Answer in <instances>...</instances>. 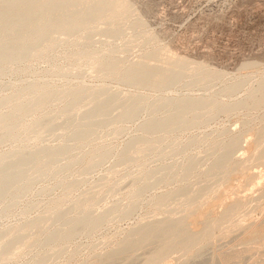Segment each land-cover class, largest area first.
I'll return each instance as SVG.
<instances>
[{
    "label": "bare ground",
    "instance_id": "obj_1",
    "mask_svg": "<svg viewBox=\"0 0 264 264\" xmlns=\"http://www.w3.org/2000/svg\"><path fill=\"white\" fill-rule=\"evenodd\" d=\"M134 10H133V7L131 6V3L129 2V0H0V78H1V76L5 77L9 73L11 74L14 66L18 67L22 64H27V66H29L28 64L31 62L29 60H31V59H35V60L40 59L41 60V58L44 57L50 50H52L54 47H56V45L58 44L59 36H62V35L66 36L67 38L65 37L64 39H66L68 41L71 37H74L75 38L74 40H73V38H71V41L73 40L74 42L72 41L70 43H73L77 46L82 47L80 49L78 48V50H76V51H72V53H70L71 57H76L78 59V61L80 60L81 62H85V64L90 63L89 65H91V68L95 69V71H98L100 73L99 75L104 77L105 79L107 78V80L113 79V80H116L118 82H121L122 84L125 83V85L128 84L129 86H132L135 88H145V89L147 88L148 90L154 89V90L159 91L161 89L165 90V88H169V87L171 88L172 86H177V85H181V84L184 87L191 88V87H194L196 85H199L202 81H210L215 77L218 78V73L210 71L211 69L210 70H208V68L206 69L205 65H203L204 63H193L188 59L182 58V56L176 57V56H174L175 54L174 55L173 54L167 55L166 51L164 52L162 48H158L159 46H157L156 49L151 50L150 52H146V54H143V56H141L140 60H138L136 62H132L133 60H131V63L130 62L127 63V59L125 57H123V58L126 59V61L122 57H118L117 56L118 54L115 55V53H116L115 50L110 49L107 52H103L102 48H101V50L100 49L99 50H93V49L89 50L88 49V47L92 43L93 33H94V35H96L95 33H98V32L101 33L102 32V34L104 33V34L108 35L110 38L111 37H118L119 38L123 34L124 29H125L126 25H128V23H131V26H132L131 29L134 28L136 30H140L141 28L146 27V26H143L144 24H146V22H142L141 16H139V17H141L140 18L141 20L135 19V21H133L134 20L133 19L132 21H130V17H132V15H134V12H136ZM134 17H132V18H134ZM103 26H104V28H103ZM100 27H102V28H100ZM134 29H132V30H134ZM144 35L146 36V32L144 33ZM148 36L150 37L149 34H148ZM93 37H95V36H93ZM105 37H107V36H105ZM138 37L142 38L143 36H138ZM120 38H122V37H120ZM128 39H130V38H128ZM94 40L99 41L97 39H94ZM102 40H103V38H102ZM144 40H146V39H144ZM153 40L154 39H152V41ZM156 40H158V39H156ZM62 41H64V40H62ZM62 41L60 40L59 44H61ZM107 41L108 40H106L104 42L109 44ZM126 41H127V39H126ZM113 42H114V40H113ZM66 43L67 42H65L64 44H66ZM101 43H103V42H101ZM96 44H97V42H96ZM105 44H104V46H105ZM62 46H63V44H62ZM71 47H73V46H70V47L68 46V48H71ZM100 47H101V45H100ZM166 49L167 48H165L164 50H166ZM107 50H108V48H107ZM119 55H121V54L119 53ZM61 56H60V58H62ZM48 57H50V56H48ZM68 59H72V58L69 57ZM46 60H47V58H46ZM50 60H51V58H50ZM71 61H73V60H71ZM154 62H156V63H154ZM55 63H57V61ZM77 64H79V63H77ZM83 64L84 63H82V65ZM32 65H33V63L29 67L31 68ZM60 65H62V64L60 63ZM253 65H255V63L251 64V66H253ZM64 66H67L66 63ZM21 67H23V66H21ZM29 67H25V68H23V70L26 68L28 70ZM243 67H244V65L242 66V68ZM15 68H14V71H15ZM58 68H59V65H58ZM245 69H247V68H245ZM14 71H13V73H15L17 71V68H16V71L15 72ZM22 71H18V72H22ZM24 71H26V70H24ZM45 72H47V71H45ZM35 74H36V72H35ZM79 74L81 75V73H79ZM31 75H33V74H31ZM61 75L64 76L65 74H61ZM71 75L72 74L70 72V76ZM83 75H84V73H83ZM76 76L77 75L73 74V76H71L70 78H73ZM4 77H2V78H4ZM50 77H52V75ZM57 77L59 79L60 76H57ZM240 78L241 77H239L238 79H240ZM58 79H56V81ZM244 80H246V79H244ZM33 81L34 80H32L31 83L26 84V85L24 83V85L23 86L21 85V87H19L18 90L16 89L17 91H15V92H14L15 89L14 90L12 89L13 93H11V94L9 93V95H7V96L0 97V145L2 143L8 142L10 140L11 141H14V140L20 141L19 139H22V138L24 139V137L28 136V135H30V137L32 136L31 139L39 141L41 136L44 133H48V134L51 133L50 135H52V134H56V132L58 130H62L61 132L63 133L64 137L67 136L69 139H71L73 142H75L74 144L76 146H80L86 141L87 142L91 141L89 139L91 137V135L94 134L99 129H101L104 125H110V124L113 125V124L118 123V122H121V123L124 121L128 122V120L135 119L138 116V114L143 110V106L145 104V103L144 104L142 103V101H144L143 99L145 98L143 95H141L142 92L140 94L135 93V92H130V93L127 92V94L124 93L125 95H122V94H119L118 91L117 92L116 91L113 92V90L110 91L109 89L105 88V86H103V87L99 86L98 88H95V89H91L92 86L90 88H83L84 87L83 83H82L83 84L82 87H77L78 86V84H77V86L75 85V88H69V89H65V90H63L64 89L63 88L62 91H57V89L56 88H55L56 90L53 89L47 83L46 80H45L46 83L43 82L44 80L42 82H40V81L38 82L36 80H35V82H33ZM50 82H51V80H50ZM68 82H69V80H68ZM243 83L244 82L239 81L235 84H230L228 87L226 86V88H224V89L222 88L223 90H221V91H222V93L233 95L242 88V86L244 85ZM53 84H55V83H53ZM256 84H255L256 85L255 87L251 88L248 91L245 98H242L238 101H235V102L229 103V104L222 102L221 100H219L218 98H215L214 96L213 97H202V96H200V97H190V96L168 97V95H167V97H163V96L161 98L157 97L158 99L153 102L155 104V106L152 104V106H154V109L153 108L151 109V112H152L151 118L146 120V122L141 126L143 134H141V136L137 135L138 137H135V138L129 140L127 142V144L125 145V147L123 146L124 149L122 148L123 151H122V153L120 152L121 156L118 159L119 163L125 164V165L131 164V163L134 164V162L138 161L141 158H143V162H144L145 156L148 155L149 153L151 155V153L158 147L157 145H160L164 140H166L167 135H169L171 133L173 135V132H176V131H183V130L193 128V127H197V126H201V125L203 126V124H206L207 122L212 120V118L214 116H216V114H219L221 112L229 114L230 112H233V111L238 110V109H240V110L241 109H247L248 111H249V109H254V110L255 109H257V110L262 109V107L264 106V78H262L259 82L257 81ZM6 86H7L6 88H8V86H10V84L6 85ZM13 86H15V85H13ZM18 86H17V88H18ZM62 87H64V86H62ZM58 88H60V86H58ZM60 90H61V88H60ZM3 91H5V90H3ZM135 91H137V90H135ZM6 93H8V92H6ZM214 95H217V93H215ZM227 96H229V95H227ZM61 99H63V100L69 99V100L66 103V105L65 106L63 105V107L58 111L57 119L61 120L60 123L57 122V119H55V118H49L50 116L48 118L46 117L43 119L42 118L38 119L39 118V117H37L38 113L41 114L40 111L42 109H43L42 111H44L43 113L46 114L44 108L47 109L48 106L50 108V105H52V103L54 104L55 101L61 100ZM145 101H146V99H145ZM5 105H8V106L10 105L9 111L7 110L8 112H2V108ZM52 107H54V106H52ZM83 108L85 110H82ZM150 108H151V106H150ZM4 109L5 108H3V110ZM52 109H54V108H52ZM50 111H52V110H50ZM115 111L118 112L116 115H114ZM162 111L164 112L165 115L162 113ZM160 113H162L163 115L162 114L160 115ZM49 115H50V113H49ZM52 115H56V113L55 114L53 113ZM24 116H27V118L24 119ZM263 119H264V114H263ZM207 125H208V123H207ZM87 126H90V128H86ZM228 130H229V128H228ZM113 131L115 132V130H113ZM117 132H119V131H117ZM122 132L123 131H121V133ZM229 132H230V130H229ZM97 133L99 134V131ZM226 133H228V132H226ZM61 134H57V136H56L57 139H58V135H61ZM110 134H111V132H110ZM159 134H161V135H159ZM232 134H233V137L231 136L230 139L227 136L229 139L228 141L226 140L227 142L222 143L223 141L221 140L220 143L217 142L218 144L210 147L211 151L207 154L206 157H209V159L212 158V163L210 164V166L208 167L207 170L202 172V174L200 176H203L205 179H209V180L216 179L222 174L226 175L227 177H229L230 174H233V176H232L233 179L240 178L241 181L243 178V184L246 188L249 189V186L254 185V187H255V184L257 185V187H255L254 190L258 194L256 195V198H254V200H257V201L264 203V173H263V170H264V125L255 131H252L250 129H241L240 131L232 132ZM94 136H92V140H93ZM97 136H99V135H97ZM110 136H112V135H109V138H110ZM116 136H117V134H116ZM50 137L52 138V136H50ZM168 138H169V136H168ZM213 139H214V137H213ZM196 140L193 141V143L196 142ZM65 141H67V140H65ZM210 141H212V140H210ZM214 141H215V139H214ZM106 142H108V141H106ZM165 142H167V141H165ZM193 143H191V144H193ZM23 144H24V142H23ZM90 144H91V142H90ZM52 145L51 146H43V147L38 146L35 148L31 147L33 145H31V146H22L21 145V147L20 148L18 147V149L16 148V150L12 149V151H7V152L5 151L2 154H0V204L7 202V205L5 206V208L2 207V210H8L9 211L10 208H12L14 205H17L18 203L17 204H15V203L18 200H20V198L23 195H25L26 193L31 191L30 188H33L32 183L34 182V180L36 181V178L38 180V177H40L39 179H41L42 176H47V175L51 174L54 171L55 166L57 165V162H59V159L61 157L69 155V154L71 155L70 158L67 157V159H69V161L66 159L68 161V163L65 165V167L63 166V168H65V170L69 169V172H70V169L74 168L72 166L78 165V164H80V166L82 165L81 166L82 168L78 165L79 170L81 168L82 171H89V170L95 168L96 166L98 168V164H100L102 161H104L110 155V152H109L110 150L109 151H103L100 153H96L93 150L95 153H92V152L90 153L89 151H91V150L89 148L88 152L90 154H88V153L85 154L86 153L85 152L84 153L85 155L83 154V156L80 155L81 157H75V156H77L76 155L77 153L74 156H72V154L70 153L72 148H74L73 146H69L67 144L64 146H58V145L52 146ZM185 145H187V144H185ZM190 145H188V146H190ZM211 145H212V143H211ZM34 146H35V144H34ZM92 146H90V147H92ZM80 147H81L80 148V150H81L82 146H80ZM83 147H84V145H83ZM159 147H161V145ZM107 148H110V147H107ZM77 149H79V148H77ZM111 150H114V149L111 148ZM183 150H184V148H183ZM84 151H86V150H84ZM160 151H161V149H160ZM178 151H179V149H178ZM98 152H99V150H98ZM161 152L163 154L164 150H162ZM185 152H186V150H185ZM72 153H74V152H72ZM238 153H240V154L237 156ZM146 157H148V156H146ZM232 159H233V162H232ZM207 161H209V160H207ZM104 162H106V161H104ZM119 163H117V164H119ZM197 163L198 162L195 158H189L187 160V162L184 163V165H182V163H181L182 167H180L179 170L182 173L181 174V180L183 182H185L186 178L191 173H192V178L195 176V175L193 176V172L196 171L197 169H199V168H197L198 167ZM145 164H146V162H145ZM204 165H206V163ZM78 166H75V167H78ZM201 166H203V165L201 164ZM114 167H116V166L114 165ZM139 167L141 168L142 166H139ZM255 167H262V170L253 172V169ZM59 168H61V167H59ZM123 168H125V167H123ZM127 168H128V166H127ZM174 168H175V164H173V165L170 164L169 166H166L164 168H160V170L158 169L155 171H150L147 174H145L144 178L143 177L141 178L142 183L140 182L141 180L139 181L137 178L138 182L141 183V184L139 183L140 185H138V183L135 182L137 180H134L132 184L129 183L132 181V180H130L128 182V185L126 183H124L125 186H129V184H130L132 187L131 190L128 189V191L129 190L131 191L130 195L132 198V202L130 204H128L127 206H125V204H124L125 207H121V205L117 204V205H114L111 209L105 210L106 212H103V213L101 212V214L95 216V214L93 215L91 213H88L87 210H89L88 206L91 205L96 200L97 197H96V195L85 196V197L79 198L78 201L74 204L75 211L78 213H81V215L83 214L81 217H76V218H74V217L69 218L68 217V218H66L67 213L62 212V210L57 211L55 213L53 212V214H49L48 210L51 209V208H49L47 210L48 215H45L46 212L44 214L42 212L41 215H43V216L39 215V217H37L38 216L37 215L36 218H32L31 220H28L29 218H27L26 220H28V221L24 222V224H22V225L20 224V226L13 227V228L10 226L11 228L8 227L9 228L8 230H0V264H1V262H8L9 259H11V258H12L11 260H14L13 259L14 256L19 251V249L23 246H27V247L34 246L35 247V245H40V246L42 245L43 247H45L47 245L54 244V247L50 251H48V252H46L40 256L38 254L39 257L37 259H35V261H33V259H32L33 264H48L47 261H49L48 256L50 255V253L57 254L58 256H59V254H62V252L64 253V251H65L64 250V246H65L64 243L65 242H67V244H68V242L70 240L75 239L76 236L78 237V235H81V234L82 235L83 234L84 235L89 234V236H91L90 233H92V234L95 233L93 231H95L97 228L99 230V227L104 225L109 220L111 215H113V214L117 215L120 218V220L122 218H124V220H125V217L127 218L129 215H131V214L133 215L135 213V211H137V208H139L138 207L139 206V204H138L139 198L143 194L146 195L145 192L147 190L149 192V189L155 188L154 186H156L158 188V186H159L158 184L171 181L172 176H170V174ZM200 168L202 169L203 167H200ZM72 171H73V169L71 170V172ZM117 171L118 170H116V172ZM130 171H133V170H130ZM134 171H136V170H134ZM140 171H142V170H140ZM61 172H62V170H61ZM63 172H65V171H63ZM74 172H76V170L73 171L72 173L74 174ZM200 172H198L197 175H199ZM121 173H122V171H121ZM136 173H139V172H136ZM59 174L61 175V173H59ZM143 174H144V172H143ZM177 174L178 173H176V175ZM114 175H116V174H114ZM122 175L124 176V174H122ZM135 175H138V174H135ZM174 175H175V173H174ZM197 175H196V177H197ZM62 176H63V173H62ZM105 176H108V174H106ZM64 177H66V176H64ZM133 177L136 178L137 176H133ZM190 177H191V175H190ZM53 178H57V177H53ZM198 178H200V177H198ZM45 179H46V177H45ZM61 179H62V177H61ZM110 179L111 178H109V180ZM41 180H43V179H41ZM51 180H52V178H51ZM202 180L200 183H202ZM228 180L230 181V177L228 178ZM47 181H48V177H47ZM55 181H57V180L55 179ZM102 181H103V179H102ZM196 181L198 182V180H196ZM62 182H63V179H62ZM62 182L60 181V183H61L60 187H63L62 189L64 190V193H63L64 195H62V197H60V198H57V200H55V201L53 200L55 205L52 202H50L51 204L56 206V208H59L60 204L66 200V196L68 195V193L73 188H76L77 185H79L77 180L73 181V182H69V181L68 182L65 181L63 183ZM106 182L108 183V181H106ZM173 182H174V180H173ZM178 182H179V180H178ZM189 182L191 183V181H189ZM121 183H122V181H121ZM121 183L119 186H121ZM209 183H210V181H209ZM101 185H102V183H101ZM103 185H102V187H103ZM108 187H110V186H108ZM122 187H123V184H122ZM192 187H195V186H192ZM40 189H42V188H40ZM116 189H117L116 192H118V187ZM114 190L112 189V191H114ZM40 191H43V190H40ZM46 191H48V186L44 190V192H46ZM52 191H54V190H52ZM119 191H121V188L119 189ZM195 191H197V190H195ZM49 192H47V194H50ZM251 192H253V190ZM105 193H107V192H105ZM198 193H200V192H198ZM116 194H118V193H116ZM173 194H179V195L186 196L185 208L183 207L184 212H185L184 216H181L180 218H174V216L172 217L171 213H169V215H167L166 217H164L162 219H160L161 216H159V219H154V220L150 219L152 221H149L146 223H143V222L140 223L139 222L138 225L135 226L133 229H131V231L127 235H124V238L120 242H118V244L115 246V248H113L112 251H110L104 255L101 254L100 256H98L96 258V261L93 264H115V262H117L116 264H118V263L122 264L121 259L124 260L123 262H126V264H135V263L139 264V261L136 260V257L138 254L137 251H139V250L144 251V253H143L144 256L141 255L144 258H142V261L140 262V264H157V263L167 259L168 256L173 251H176V250L184 251V255L186 257L191 256L195 252V249L198 246H200V249L199 250L197 249L199 252H201V250L206 251V249H204V244L206 242L210 241L213 238V236L215 235L216 226H218V222L222 218L229 216L232 208H233V218H234V210H238V213L242 212V210L246 207V205L248 203V201H247L248 198H245L246 196L245 197L239 196L237 198H233V201H231V200L228 201V199H225V198L217 199L216 200L217 206L223 207V210L220 211L219 208L217 207L218 211H216V209H215L210 215H204L203 211L201 210V207L198 206L197 198L195 196H191V195L187 194V187L183 185V186H179V188H177L176 190H171V191H168L165 193L162 192L161 194H158L156 197H153L154 198L152 200L153 205L156 206L157 210L162 211L165 207V203L171 199ZM27 195L28 194H26L25 197H27ZM252 195H254V194H252ZM119 196H121V194H119ZM248 197L250 198L249 195H248ZM251 198H252V196H251ZM129 199H128V201H129ZM147 200L150 201V199H147ZM34 203L36 204L38 202L35 201ZM121 203L122 202H120L119 204H121ZM140 203H142V202H140ZM28 205H26V207ZM62 205H63V203H62ZM166 205H167V203H166ZM0 206H3V205H0ZM30 207L32 209L34 206H30ZM30 207H29V211L31 210ZM35 207H36V205H35ZM91 207H94V205ZM263 207L264 206H262V208ZM23 209H22V211H24ZM55 211H56V209H55ZM95 212H96V210H95ZM243 212H245V211H243ZM28 213H30V212H27V213L25 212V214H28ZM50 213H52V212H50ZM154 213H156V212H154ZM173 213H174V211H173ZM246 214L248 216L250 215L249 213H246ZM77 215H79V214H77ZM77 215H75V216H77ZM155 215H153V218H155L154 217ZM247 215H245V217ZM51 221L62 222V226H60L59 229H57V230L55 229L48 234L46 233L47 235H46L45 239L42 240L43 237L41 235L44 231L45 224H47L48 222H51ZM110 221H112V220H110ZM240 221L241 220H239V223H241ZM57 222H55V223H57ZM235 223H236V221H235ZM239 223L236 225L234 223L233 224L237 228L239 227L242 231L241 232L242 234L240 233L241 239L239 238L240 240H243L241 243H243L244 241L247 243V241H248L247 245L250 244L251 246H253V248L255 246H258L264 250V248H263L264 247V237H260L261 234H259L260 233L259 228L260 227L262 228V225H264V218L261 220L259 219L258 221L254 220L253 222H250L249 224H247V226L244 222H242V223H244L245 226L242 225V223H241V225ZM0 229H1V227H0ZM261 230L263 231L264 229H261ZM262 235H264V233ZM121 237H123V236H121ZM110 241L108 239V242H110ZM115 242H117V240ZM211 242H210V244L208 243V245L211 246L212 245ZM246 243H244L246 250L240 251V252L233 251L234 248L232 250L229 248L230 251L226 250L224 252V250H223L222 252H219L218 251L219 248H218V250H216V251H218L217 256H216V254L214 255L217 257V258L215 257V259H218L219 264H239L242 260H244L242 258L244 255L246 256L245 253L249 252L250 248L252 251V247H250L249 245L248 246L250 248H246L247 247ZM105 244H106V241H105ZM252 244H254L255 246ZM85 246H87V244ZM95 246H97V244L96 245L94 244V248H95ZM105 246H107V244ZM105 246H103V247L105 248ZM66 247L67 246H65V248ZM205 247H206V245H205ZM107 248H109V247H107ZM260 248H259V251H260ZM22 249H24V248H22ZM256 249H258V248H255V250ZM73 250H74V248H73ZM80 250H77V251H80ZM242 250H243V248H242ZM75 251H76V248H75ZM75 251H74V253H76ZM81 251H80V253H81ZM236 251H237V249H236ZM27 252H29V251H27ZM37 252H39V251H37ZM94 252H96V251H94ZM181 252L177 251L176 253H181ZM262 252H260V253H262ZM39 253H41V252H39ZM103 253H104V251H103ZM213 253H214V250H213ZM78 254H79V252H78ZM203 254H205V253H202V255ZM211 254L212 253H210V255ZM36 255H35V257H37ZM195 255H197V254H195ZM248 255H249V253H248ZM182 256H183V254H182ZM199 256L201 258H203L205 255H203V257H202L199 254ZM92 257H94V256L92 255ZM210 257H212V256H210ZM210 257L208 258V260L210 259ZM52 258H54V257H52ZM70 258H69V263H70V260H72L74 258V256L72 259H70ZM191 258H189L190 261H191ZM194 258H195V256L192 259L194 260ZM57 259H58V257H57ZM64 259H65V257H64ZM198 259H200V258H198ZM198 259H197V262L199 263ZM211 259L213 260L214 258H211ZM11 260H10V262H11ZM59 260H60V258H59ZM66 260H67V258H66ZM118 260H120L121 262H118ZM208 260H207V263H208ZM261 260H263L262 261L263 263L262 262H259V263L264 264V259H261ZM73 261H74V259H73ZM136 261H138V262H136ZM201 262H204V261H201ZM255 262L257 264L258 261L255 260ZM183 263H185V261ZM211 263L209 262V264H211Z\"/></svg>",
    "mask_w": 264,
    "mask_h": 264
},
{
    "label": "rangeland",
    "instance_id": "obj_2",
    "mask_svg": "<svg viewBox=\"0 0 264 264\" xmlns=\"http://www.w3.org/2000/svg\"><path fill=\"white\" fill-rule=\"evenodd\" d=\"M129 2L131 3L133 10L135 9L134 11H136V12H134V15H132V17H134V16L135 17L134 18L130 17V21H132L133 19H134L133 21H135V19L137 20V19H140L142 17V22H146V24H144L143 26H146V27L142 26L143 28H141L140 30H136V29L132 28V29H134V30H132L131 29V27H132L131 23H128V25H126V27L124 29L123 34L120 36L122 38H120V37L119 38L118 37H111L110 38L108 35H106L104 33L102 34V32L101 33L100 32L95 33L96 35H94V33H93L92 43L88 47L89 50H92V49L93 50H99V49L101 50V48H102L103 52H107L110 49L115 50L116 51L115 55L118 54L117 55L118 57H122V58L125 57L127 59V63H129V62L131 63V60H133L132 62H136V61L141 59V56H143V54H146V52H150L151 50H154L157 48V46H159L158 48H162L164 52L166 51L167 55H172V54L174 55L175 54L174 56H176V57L182 56V58L188 59L193 63H204L203 65H205L206 69L208 68V70L211 69L210 71L218 73V78L215 77L210 81H202L199 85H196V86L191 87V88L184 87L182 84L177 85V86H172L171 88L170 87L165 88V90L161 89L159 91L154 90V89L148 90L147 88L146 89L145 88H135V87L129 86L128 84L125 85V83L122 84L121 82H118V81L113 80V79L107 80V78L105 79L104 77L100 76L99 75L100 73L98 71H95V69L91 68V65H89L90 63L85 64V62H81L80 60L78 61V59L76 57H71L70 53H72V51H76V50H78V48L80 49L82 47L77 46L73 43H70L75 39L74 37H71V38H73L72 41H71V38L69 37L70 39L68 38L69 39V41H68V40L64 39L66 36H63V35L59 36L58 44L56 45V47H54L52 50H50L44 57L41 58V60L40 59L29 60V61H31L30 62L31 64L33 63L31 68L29 67L31 65L30 63L28 64L29 66H27V64H22V65L18 66L20 69L22 68L21 70L17 66H14V68L15 67L17 68V71L15 68L16 72L14 71V68H13L11 74L9 73L5 77L1 76V78H0V97H4V96L9 95V93L10 94L13 93L14 89H15L14 92L17 91L19 89V87H21V85L22 86L24 85V83L26 85V84L31 83L32 80H34L33 82H35V80L38 82L39 81L42 82L44 80L43 81L44 83H46V81H47V83L53 89L56 88L57 91H62L63 88H64L63 90L69 89V88H75V85L77 86V84H78L77 87H82V85L84 84L83 88H90L92 86L91 89H95V88H98L99 86L100 87L105 86V88L109 89L110 91H112V90H113V92L118 91V93L122 94V95L127 94V92L128 93L135 92V93H139V94L142 92L141 95H143L145 97L143 99L144 101H142V103L143 104L145 103V104L143 106V110L138 114V116L135 119L128 120V122L127 121H124L122 123L118 122V123H115L113 125L112 124L104 125L101 129L98 130L99 134L97 133L98 131H96L95 132L96 134L94 133L91 135V137L89 138L91 141H88V142L86 141L87 143L84 142L82 145H80V146H82L81 150H80V148H81L80 146H76L74 144L75 142H73L67 136H65V137L63 136V133L61 132L62 130H58L56 132V134H52V135H50L51 133H49V134L44 133L42 135L43 137L41 136L39 141L31 139L32 136L30 137V135H28L29 137L23 136L24 139L23 138L19 139L20 141H17V140L11 141L10 140L8 142L2 143L0 145V154H2L5 151L6 152L12 151V149L16 150V148L17 149H18V147L20 148L21 145L22 146L33 145L31 147L35 148L38 146L39 147L51 146L52 144L54 146H57V145L58 146H64L67 144V145L73 146L75 148V149L72 148V150L70 152L72 154V156H74L77 153L76 154L77 156H75V157H81V156H83V154L85 152H86L85 154H87V153L90 154L91 152L92 153H95V152L100 153V152L109 151V150H110L109 151L110 155L104 160L106 162L102 161L103 163L101 162L100 164H98V168L96 166L95 168H93L89 171H82V169H81L82 165L80 166V164H78L81 167L80 170H79L78 165L72 166V167H74V168L71 167L73 169V171L76 170V172H74V174L72 173L73 171L71 172L72 169H70V172H69V169L65 170V168H63V166L65 167V165L69 161V159H67V157L70 158L71 155L69 154V155L61 157L60 158L61 160L59 159V162H57V165L55 166L56 170L54 169V171L47 176H42L41 179H43V180L39 179L40 177H38V180L36 178V181L34 180V182L32 183L33 188H30L31 191L26 193V194H28L27 197H25L26 194L23 195L20 198V200H18L15 203V204L18 203L17 205H14L8 211V210H2V207L5 208V206L7 205V202L0 204V205H3V206H0V227H1L0 230H8L11 227L13 228V227L20 226V224L22 225V224H24V222L31 220L32 218H36L37 215H38L37 217H39V215L43 216V215H41L42 212H43V214L46 212L45 215H48L47 210L49 208H51V209H49L50 211L48 210L49 214H53V212L55 213L57 211L62 210V212L67 213L66 218H68V217L69 218L81 217L83 214L81 215V213H78L75 211L74 204L78 201L79 198H82L85 196L96 195V197H97L96 200L91 205H89L90 207L88 206L89 210H87L88 213H91L93 215L95 214V216L101 214V212L102 213L106 212L105 210H109L114 205H117V204L121 205V207H125L132 202V198L130 195V192H131L130 190L132 189V187L130 184H132L134 180H137V178H138V180L139 181L141 180L140 182L142 183L141 178L142 177L144 178L145 174H147L148 172L155 171L158 169L160 170V168H164L166 166H169L170 164H172V165L175 164V168H174L175 170L173 169V171L170 174V176L173 177V178L171 177L172 180L168 181V182H164L165 184L161 183L162 185L158 184L159 185V186L157 185L158 188L156 186H154L155 188L149 189V192L147 190L145 192L146 195L143 194L139 198V200H138V204H139L138 207L139 208H137V211H135V213L133 215L131 214L127 218L125 217V220H124V218H122L120 220V218L115 214L111 215L112 217L110 216L109 220L104 225L99 227V230L97 228L95 231H93V232H95V233H93L94 235L92 233H90L91 236H89V234L88 235L86 234L87 236L84 234L83 235L81 234V235H78V237L76 236L75 239L70 240L68 242V244H67V242H65L66 244L64 243V245L67 246L66 247L67 249L64 246L65 251H64V253L62 252V254H59L60 257L57 254L50 253V255L48 256L49 261H47V263L48 264H84V263L85 264H93L96 261V258L98 256H100L101 254L104 255V254L112 251L113 248H115V246L118 244V242H120L124 238V235H127L131 231V229H133L135 226L138 225L139 222L140 223H142V222L146 223V222L152 221L154 219H159V216H161L160 219H162V218L166 217L167 215H169V213H171V216L172 217L174 216V218H180L181 216H184V214H185L184 208H185V202H186V196H184V195L173 194L171 199L166 202L167 205L165 203V207L162 211L157 210L156 206L153 205V202H152V200L154 199L153 197H156L158 194H161L162 192L165 193V192H168L171 190H176L177 188H179V186L184 185L187 187V194H189L191 196H195L197 198L198 206L201 207V210L203 211L204 215H210L215 209H216V211H218L217 207L219 208L220 211L223 210V207L217 206V204H216L217 199L225 198V199H228V201L229 200L233 201V198H237L239 196L240 197L246 196L245 198H248L247 201H248V203L249 202L250 203L249 204L247 203V205L245 207L246 209L244 208L242 210V212L238 213V210H234V218H233V208H232L230 211V215L225 217V218H222L218 222V226H216L215 235L213 236V238L210 241L206 242L207 244L206 243L204 244V249H206V251L201 250V252H199L198 250L200 249V246H198L195 249V252L191 256L186 257L184 255V251L181 250L182 251L181 252L180 250H176V251H173L168 256L167 259H165V260H163L157 264H185L186 262H187L186 264H202V263L203 264H209V262L211 263L212 261L213 262L211 264H219L218 259H215L218 251L222 252L224 250V252H225L226 250L230 251V249L232 250L233 248L235 249V250L233 249V251H235V252H240V251L246 250L245 245H244V243H246V242L244 241L243 243H241L243 240H240L241 239L240 235L242 234L241 233L242 231L239 227L237 228L235 225L239 223V220H241L240 221L241 223L244 222L247 226V224H249L250 222H253L254 220L258 221L259 219L260 220L263 219L264 218V207L262 208V206H264V203L257 201V200H254V198H256V195L258 194L254 190L255 187H257V185L255 184V187H254V185L249 186V189H248L243 184V178H242V181L240 178L233 179V177H232L233 174H230L229 175L230 181H229L228 180L229 177L222 174L216 179H211L212 180L211 181L209 179H205L203 176H200V175L202 174V172L207 170L208 167L210 166V164L212 163V158L209 159V157H206L207 154L211 151L210 150L211 146H214V145L220 143L221 140L223 141L222 143L227 142L231 138V136L233 137L232 132H234V131L235 132L240 131L241 129H250L252 131H255L264 125V119H263L264 106L262 107V109H259V110L249 109V111H248L247 109H241V110L238 109V110H235L233 112H230L229 114L221 112L219 114H216V116H214L212 118V120L207 122L208 125L206 123V124H203V126L201 125V126L189 128V129H186L183 131L173 132V135H172V133L167 135L166 140H164L160 144L161 147H159L160 145H157L159 148L157 147L151 153V155H150V153L148 155H146L148 157L145 156L144 162H143V158H141L138 161L134 162V164L131 163V164L125 165V164H120L118 159L120 158L121 153H122L125 145L127 144V142L129 140H131L135 137L141 136V134H143L141 126L146 122V120L151 118V115H152L151 109L152 108L154 109V106H155V104L153 102L155 100H157L158 98H161L162 96L167 97V95H168V97H176V96L213 97L214 96L215 98H218L222 102L229 104V103H233L235 101H238L242 98H245L248 91L257 85L256 84L257 81L259 82L262 78H264V0H129ZM139 16H141V17H139ZM100 28H102V27H100ZM103 28H104V26H103ZM145 32H146V36L144 35ZM148 34L150 35V37L148 36ZM93 36H95V37H93ZM105 36H107V37H105ZM138 36H143V37L141 38ZM93 38L97 39L99 41H96ZM102 38H103V40H102ZM125 38L127 39V41ZM128 38H130V39H128ZM144 39H146V40H144ZM152 39H154V40L152 41ZM156 39H158V40H156ZM60 40L61 41L64 40V41H62L63 43L61 42V44H59ZM106 40H108L107 42L111 46L109 44H107L106 42H104ZM113 40H114V42H113ZM65 42H67V43L64 44ZM96 42H97V44H96ZM101 42H103V43H101ZM62 44H63V46H62ZM104 44H105V46H104ZM100 45H101V47H100ZM68 46L69 47L73 46V47L68 48ZM107 48H108V50H107ZM165 48H167V49L164 50ZM119 53L121 55H119ZM59 55L60 56L62 55L61 57L63 59L60 58ZM48 56H50V57H48ZM69 57L72 59H68ZM46 58H47V60H46ZM50 58H51V60H50ZM126 59H124V60L126 61ZM55 60L57 61V63H55L56 62ZM71 60H73V61H71ZM60 63L62 65H60ZM65 63L67 66H64ZM77 63H79V64H77ZM82 63H84V64L82 65ZM154 63H156V62H154ZM250 63L251 64L255 63V65L251 66ZM58 65H59V68H58ZM243 65H244V67L242 68ZM21 66H23V67H21ZM25 67H29L28 70L26 68V69H24L26 71H24L23 68H25ZM245 68H247V69H245ZM13 71L15 73H13ZM18 71H22L23 73L18 72ZM45 71H47V72H45ZM35 72H36V74H35ZM70 72L72 74L71 76H73V74L77 75V76L70 78L71 77ZM79 73H81V75ZM83 73H84V75H83ZM31 74H33V75H31ZM61 74H65V75L62 76ZM51 75L53 78L50 77ZM57 76H60L59 79ZM2 77H4V78H2ZM239 77H241V78L238 79ZM243 78L246 80H244ZM56 79H58V80L56 81ZM50 80H51V82H50ZM68 80H69V82H68ZM239 81L244 82L243 83L244 85L235 94L232 93L233 95H230V94L222 93L221 90L226 88V86L228 87L230 84H235ZM53 83H55V84H53ZM9 84H10V86H8V88H6L7 87L6 85H9ZM13 85H15V86H13ZM16 85L17 86L19 85L18 88ZM58 86H60L61 90H60V88H58ZM62 86H64V87H62ZM3 90H5V91H3ZM135 90H137L138 92ZM6 92H8V93H6ZM215 93H217V95H214ZM227 95H229L230 97ZM145 99H146V101H145ZM66 100L67 99H65V100L61 99V100L55 101L54 104L52 103V105H50L51 109L49 108V106L47 107V109L44 108L46 114L43 113L44 111H42L43 110L42 109L40 111L41 114L38 113V116H37V117H39L38 119H41V118L43 119L46 117L48 118L49 116H50L49 118L57 119L58 111L63 107V105L64 106L66 105V103L68 102L69 99L67 101ZM152 104L154 106H152ZM5 106L3 107V108H5L4 110L2 108V112H8L9 111L10 105L9 106L5 105ZM52 106H54V107H52ZM150 106H151V108H150ZM52 108H54V109H52ZM48 110L49 111L52 110V111L49 112ZM82 110H85V109L83 108ZM49 113H50V115H49ZM53 113L54 114L56 113V115H52ZM117 113L118 112L115 111L114 115H116ZM162 113L164 114L163 111H162ZM162 113H160V115ZM26 118H27V116H24V119H26ZM59 120L60 119H57V122L60 123L61 120L60 121ZM86 128H90V126H87ZM228 128H229L230 132H229ZM113 130H115V132ZM117 131H119L120 133H121V131H123L124 133L122 132L120 134ZM103 132L104 133L106 132L107 134L106 133L104 134ZM110 132H111V134H110ZM226 132H228V133H226ZM57 134H61V135H58L59 140L56 137ZM116 134H117V136H116ZM97 135H99V136H97ZM109 135H112V136H110V138H109ZM159 135H161V134H159ZM50 136H52V138ZM92 136H94L93 140H92ZM168 136H169V138H168ZM227 136L229 137V139ZM213 137H214L215 141H214ZM65 140H67V141H65ZM105 140L108 142H106ZM195 140H196V142L197 141L198 142L197 143L194 142L195 143L194 144L193 141H195ZM210 140H212V141H210ZM165 141H167V142H165ZM23 142H24V144H23ZM90 142H91V144H90ZM210 142L212 143V145ZM191 143H193V144H191ZM34 144H35V146H34ZM185 144H187V145H185ZM83 145L86 149L83 147ZM188 145H190V146H188ZM90 146H92V147H90ZM107 147H110V148H107ZM77 148H79V149H77ZM89 148L91 150V151H89L90 153L88 152ZM111 148H113L114 150H111ZM183 148H184V150H183ZM160 149H161V151L164 150L163 154L160 151ZM178 149H179V151L180 150L181 151L179 152ZM84 150H86V151H84ZM98 150H99V152H98ZM185 150H186V152H185ZM72 152H74V153H72ZM239 154L240 153H238L237 156ZM189 158H195L197 160V162H198L197 166L198 167L197 166L196 167L199 169L196 170L197 172L196 171L193 172V176L195 175L193 178H192V173H191L190 174L191 177L189 175L187 177L188 179L186 178V180L188 182L185 180V182H186L185 183L181 180V174L182 173L179 169H180V167H182L181 163H182V165H184V163L187 162V160ZM206 159L209 161H207ZM145 162H146V164L147 163L148 164L146 165ZM232 162H233V159H232ZM117 163H119V164H117ZM200 163L203 166H201ZM203 163L204 164L206 163V165H204ZM114 165L116 167H114ZM58 166L61 168H59ZM75 166H78V167H75ZM127 166H128V168H127ZM139 166H142L141 167L142 169ZM199 166L203 167V168L201 169ZM123 167H125V168H123ZM61 170H62V172H61ZM116 170H118V171L116 172ZM120 170L122 171V173ZM130 170H133V171H130ZM134 170H136V171H134ZM140 170H142V171H140ZM261 170H262V167H255L253 169V172L254 171H261ZM63 171H65V172H63ZM136 172H139L140 174L136 173ZM143 172H144V174H143ZM198 172H200L199 175H197ZM59 173H61V175ZM62 173H63V176H62ZM174 173H175V175H174ZM176 173H178V174L176 175ZM263 173H264V170H263ZM106 174H108V176H105ZM114 174H116V175H114ZM122 174H124V176ZM135 174H138V175H135ZM139 175L140 176L142 175V176L140 177ZM196 175H197V177H196ZM64 176H66L69 180ZM133 176H137V177L134 178ZM45 177H46V179H45ZM47 177H48V181H47ZM53 177H57V178H53ZM61 177L63 179V182H65V181L66 182H68V181L73 182V181L77 180L79 185H77L76 188H73L68 193V195L66 196V200L64 201L65 203L62 202L63 205L61 203L60 204L61 207L59 206V208H56V206H54L55 204H54L53 200L55 201V200H57V198H60V197H62V195H64L63 194L64 190L62 189L63 187H60L61 186L60 181L62 182ZM198 177H200L201 179ZM51 178H52V180H51ZM109 178H111V179L109 180ZM55 179L57 181H55ZM102 179H103V181H102ZM195 179L198 180V182ZM130 180H132V181L129 182ZM138 180L135 182H137L138 185H140L141 183L138 182ZM173 180H174V182H173ZM178 180H179V182H178ZM201 180H202V183H200ZM106 181H108V183ZM121 181H122V183H121ZM189 181H191V183ZM209 181L211 184L209 183ZM128 182L130 183L129 186H125L124 183H126L128 185ZM101 183H102V185L104 184L105 186L103 185V187H102ZM120 183H121V186H119ZM122 184H123V187H122ZM47 186H48V191L44 192V190L47 188ZM108 186H110V187H108ZM192 186H195V187H192ZM117 187H118V192H116ZM40 188H42V189H40ZM58 188L59 189L61 188L62 190L61 189L59 190ZM120 188H121V191H119ZM39 189L43 190V191H40ZM112 189L113 190L115 189V190L112 191ZM128 189H130V190L128 191ZM52 190H54V191H52ZM195 190H197V191H195ZM250 190L251 191L253 190V192H251ZM39 192L40 193L42 192L43 194L42 193L40 194ZM47 192H49L50 194H47ZM105 192H107V193H105ZM198 192H200V193H198ZM116 193H118V194H116ZM251 193L254 195H252ZM119 194H121V196H119ZM248 195L250 196V198L252 196V198L250 199L248 197ZM128 199H129V201H128ZM147 199H150V201ZM35 201H37L38 203L35 204L34 203ZM50 202H52L54 205L51 204ZM120 202H122V203L119 204ZM140 202H142V203H140ZM124 204H125V206H124ZM26 205H28V206L26 207ZM35 205H36V207H35ZM93 205H94V207H91ZM30 206H34V207L31 209ZM29 207L31 209L30 211H29ZM22 209L24 211H22ZM55 209H56V211H55ZM95 210H96V212H95ZM172 210L174 211V213ZM153 211L156 213H154ZM243 211H245V212H243ZM25 212L26 213L30 212V213L25 214ZM50 212H52V213H50ZM246 213H249L252 217L250 215L248 216ZM77 214H79V215H77ZM75 215H77V216H75ZM153 215H155L154 216L155 218H153ZM245 215H247L248 217L247 216L245 217ZM27 218H29V219L26 220ZM150 219H152V220H150ZM110 220H112V221H110ZM235 221H236V223H235ZM53 222L54 221H51V222H48L47 224H45L44 231L41 235L43 237V239L41 238L42 240L45 239V237L48 233L52 232L55 229L57 230L60 228V226H62V222H57V221H55L57 223H55V222L53 223ZM241 223H239V224L241 225ZM244 223H242V225L245 226ZM261 229H264V225H262V228L261 227L259 228V231H260L259 234H261L260 237H264V235H262L264 233L263 232L264 230L262 231ZM121 236H123V237H121ZM108 239H109V241L111 239L112 240L110 242H108ZM116 240H117V242H115ZM105 241H106L107 246H105L106 245ZM210 242L212 244L211 246L208 245V243L210 244ZM247 243H248V241H247ZM247 243H246V246H247L246 248L252 247V251L250 248V251L245 253L246 256L245 255L243 256L242 259H244V260H242L239 264H256L255 260L258 261L257 264L259 262H262L263 260H261V259H264V250L258 246H255L254 244H252L255 246L254 248H253V246L248 244L250 246L249 247L247 245ZM86 244H87V246H85ZM94 244L95 245L97 244V246H95V248H94ZM109 245L111 247L112 246L113 247L111 248ZM205 245H206V247H205ZM39 246L40 245H35V247L34 246H32V247L23 246L20 248L21 250L19 249V251L17 252L18 254L16 253V255L14 256V258H13L14 260H11L12 259L11 258V259H9V261L7 260L8 262H1V264H3V263L4 264H28V263L33 264V261H35V259H37L40 255L50 251L54 247V244H50V245H47L45 247H43L41 245L40 246L41 248ZM103 246H105L106 249ZM213 246L214 247L216 246V247L214 248ZM107 247H109V248H107ZM22 248H24V249H22ZM73 248H74V250H73ZM75 248H76V251H75ZM218 248H219V250H218ZM242 248H243V250H242ZM255 248H258V249L255 250ZM259 248H260V251H259ZM33 249L34 250L36 249L35 250L36 252ZM236 249H237V251H236ZM77 250H80L81 253H80V251H77ZM102 250L104 251V253ZM213 250H214V253H213ZM216 250H218V251H216ZM27 251H29V252H27ZM37 251H39L41 253H39ZM74 251L76 253H74ZM94 251H96V252H94ZM177 251L181 252V253H176ZM78 252H79V254H78ZM137 252H138V254H137L138 258L136 257V260H138L139 264H140V262L142 261V258H144L143 257L144 251L139 250ZM260 252H262V253H260ZM198 253L202 257H203V255H205V256L203 258H201ZM202 253H205V254L202 255ZM210 253H212V254L210 255ZM248 253H249V255H248ZM34 254L35 255L37 254L36 255L37 257H35ZM38 254H39V256H38ZM182 254H183V256H182ZM195 254H197L198 256ZM215 254H216V256H214ZM92 255L94 257H92ZM141 255H143V256H141ZM63 256L65 257V259ZM73 256H74V258H73ZM194 256H195V258L193 260L192 258ZM210 256H212V257H210ZM52 257H54V258H52ZM57 257H58V259H57ZM209 257H210V259H209L210 261L208 260ZM59 258H60V260H59ZM66 258H67V260H66ZM69 258L70 259L73 258L74 261L72 259V260H70V263H69ZM189 258H191V261ZM198 258H200V259H198ZM211 258H214V259L212 260ZM32 259H33V261H32ZM197 259L199 260V263L197 262ZM10 260H11V262H10ZM87 260L88 261L90 260V261L88 262ZM200 260L204 261V262H201ZM207 260H208V263H207ZM121 261H122V264H124V263L126 264V262H123L124 260L121 259ZM121 261L118 260V262H121ZM138 261H136V262H138ZM184 261H185V263H183ZM116 263L117 262H115V264ZM259 264H261V263H259Z\"/></svg>",
    "mask_w": 264,
    "mask_h": 264
}]
</instances>
